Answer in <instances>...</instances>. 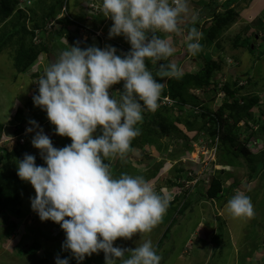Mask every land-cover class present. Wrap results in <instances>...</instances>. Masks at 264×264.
<instances>
[{
    "label": "clouds",
    "instance_id": "obj_1",
    "mask_svg": "<svg viewBox=\"0 0 264 264\" xmlns=\"http://www.w3.org/2000/svg\"><path fill=\"white\" fill-rule=\"evenodd\" d=\"M63 1L56 14H59ZM27 2L28 0H17L15 13L21 11L26 16L32 14L31 10L38 0H32L30 4ZM91 2L99 5L101 11L96 17L86 19L94 25L92 29L86 26L90 35L95 31L100 32L107 19L108 22L111 19L113 23L109 30V39L123 36V40L121 43H115L113 47L106 46L103 49L96 46L82 49L78 44L71 47L67 45V49L46 67L42 75L35 67L34 75L41 76L36 79L38 88H34L36 92L32 98V111L29 112L20 105L25 112L24 117L26 118L27 113H33L34 119L39 120L36 115L44 111L47 116L39 121H49L55 128V134L69 138L71 143L63 148L54 147L50 137L44 134L37 122L29 121L30 127L26 132L32 135L27 137H33L32 147L39 151L44 164L37 165L35 156L25 154L18 162L17 176L33 187L35 196L31 198V208L40 220L60 225L65 233L62 250L70 252L77 264H82L86 257L100 252L104 253L105 264H160L161 256L157 254L150 239L132 250L114 246V242L118 239L131 240L136 234L151 233L162 221L170 203H173L181 192L176 193L174 197L168 188L157 192V187L155 189L151 179L146 180L139 175L124 173L115 178L110 165L105 161L124 157L132 150V141L141 134L137 125L142 123L145 112H155L158 109L160 99V105L166 106L162 102L165 97L171 101V105L167 106L174 105L175 101L170 97H161L166 84L154 77L147 67V62L159 64V74L162 76L180 75L176 64L159 62L171 57L175 51L172 38L167 34L179 31L178 24L182 15L189 12L188 0H86L80 4L81 9L69 7L70 13L80 15L83 7ZM19 3H22L23 8H20ZM56 14L55 20L59 22ZM96 19L101 20L99 25L96 24ZM46 27L47 23L44 30H35L33 44H39L35 43V40L48 33ZM73 32L75 38L81 42L98 38L88 37L82 40L77 29ZM157 33L166 35L161 38ZM201 39L202 33L195 27L191 28L187 36V49L193 56L201 51ZM125 41L128 42L127 45ZM119 45L124 52L122 55L117 54ZM219 55L217 61H211H227L233 68L231 59L223 56L222 52H219ZM234 76L239 77L238 80L234 78L238 86H246L247 78ZM220 79L224 81L218 82L214 90L209 88L204 93L201 90L193 91L192 98L200 102V105H185L187 109L194 110V114H199L198 108L203 107L204 110L198 117L199 122L215 119L218 133V111L226 100L230 101L222 89L225 79ZM121 82L123 89L117 92L118 98L113 94L110 97L109 90ZM245 91L248 92L247 88ZM243 96L237 93L235 99L242 104ZM34 106L40 108L41 112L38 113ZM18 108L20 107L16 110ZM16 125H12V128L5 125L0 138L7 129L14 134ZM237 125L245 126V123L241 121ZM253 126V130H256L257 126ZM202 137L192 143V148L196 149L198 154L197 146L200 140L208 148L216 145L215 159L210 165L220 167L218 171L223 172V166L216 162L218 138L211 141ZM240 137L239 135L237 138L238 145L245 142H242ZM246 140H253V144L259 141L254 136L247 137ZM28 142L26 140L27 146ZM248 149L253 152L249 147ZM10 151L3 149L0 158ZM189 152L184 155H193ZM179 168L180 173L174 170L183 174L184 180L188 172L194 170H186V166ZM206 173L207 171L201 173V176L205 177ZM182 179L179 176L174 181L175 189L182 188ZM202 182L204 181L201 177L192 188L208 186L210 180L204 184ZM200 183L202 186L198 185ZM182 191L186 192L187 189ZM187 201L181 203L186 204ZM210 202L213 203L214 200ZM226 209L234 218L251 217L254 214L251 198L242 192H237L227 202ZM55 264H69V259L57 257Z\"/></svg>",
    "mask_w": 264,
    "mask_h": 264
},
{
    "label": "rangeland",
    "instance_id": "obj_2",
    "mask_svg": "<svg viewBox=\"0 0 264 264\" xmlns=\"http://www.w3.org/2000/svg\"><path fill=\"white\" fill-rule=\"evenodd\" d=\"M47 1L42 0L43 3ZM53 1L55 0L50 2L53 3ZM226 1L188 0L189 12L182 15L178 24L179 31L167 34L172 38L175 51L171 57L159 63H180V72H194L198 71L199 67L202 68L208 61L216 60L220 56L219 52H222L223 56L233 61V68L230 67V62L222 61L223 68L221 73H228V75L233 76L238 75L242 78L250 77L255 82V85L248 87L247 91L257 93L261 102L259 106H264V0H232L230 6L225 7ZM84 2L86 0H70L69 7L76 10ZM40 9L41 7L39 6V11L34 12L35 15L30 14L25 16L24 20L20 19V21H25L27 29H32L34 20L41 23L44 14L41 13ZM228 12L233 14L230 24H227V27L217 32L211 43H200L201 51L193 56L187 49L189 32L187 33L188 30L182 25L187 24L190 28L195 26L203 35L210 27V23L214 18L213 15L226 14ZM193 17H195V21H193ZM73 18L77 21L79 15L61 16L59 21L62 24L56 22L55 16L49 19L46 27L48 33L40 35L39 39L35 40V43H45L48 47V52L41 54L39 62L31 65L23 74H17L13 68L14 46L12 44L14 38L3 46V50L0 52V122L4 123V126L12 128V125H15L13 116L16 108L24 106V102L36 92L35 90L32 91L35 87H38L37 80L33 79L36 72L35 67L39 65L38 69L43 74L46 67L55 62L59 54L67 49V45L71 47L78 44L82 49L91 46L103 49L106 46L113 47L115 43H121V40H123V36L109 39V30L113 23L110 19L105 24L106 27L100 29L99 33L101 34L98 35L97 42L94 41L95 39L81 42L78 38H75L76 35H74L73 30L77 28L70 21ZM67 20L71 23L68 24ZM6 21L2 30L6 36H9L13 32L10 30L11 24L17 22V19L11 16ZM100 23L101 20L96 19V24L99 25ZM161 35L164 38L166 34L162 33ZM251 36H253L251 42L255 46L253 52L247 50L246 43L242 46L239 45L241 41ZM262 37L263 39H260ZM6 38L4 36L3 39L5 40ZM147 65L149 70L151 68L154 75L157 76L160 73L159 64L154 65L151 61H148ZM236 66L237 68H235ZM221 78H224V76H221ZM221 81L224 80L219 79V82ZM122 89L123 82L113 85L109 90L110 97L113 94L118 98L117 92L122 91ZM195 93L197 94V92ZM254 113L257 116L260 115L257 110H254ZM36 116H38L36 117L37 119L43 120L47 115L42 111ZM251 124L250 130L245 126L239 127L237 125V130L233 133H237V135L239 133L241 136L240 140L244 142L247 137H250L253 125H256ZM259 124L261 123L257 125ZM45 126L46 135L50 137L52 143L57 147H61L67 137L56 135L55 128L49 121H47ZM191 135L193 133L188 134V137H191ZM263 136L261 137L263 141H258L256 144H253V140L247 142V147L253 151L252 154L264 157ZM5 137L12 139L13 133L7 129L4 134ZM32 139L33 137L28 140V146L25 143L21 146L29 155H40L39 151L32 147ZM177 143L180 145V149L176 148L174 138H164L161 140L163 148L161 152L156 151L155 148L145 146L142 149L133 148L128 157L109 159L111 163L110 170L115 178L127 173L131 176H143L146 179L148 173L156 172V175L150 181L153 182L155 189L157 187V192H160L163 188H168L169 191L175 194L181 192L177 197L179 200L176 202L178 203L175 204L179 209L182 205H185L181 201L188 200L182 213L178 215L177 212L172 214H167L168 212H166L163 217L165 218L163 224H158L151 233L136 234L131 240L118 239L114 242V246L132 250L145 240L150 239L157 254L161 256L160 264H264V167L260 171L261 173L259 172L260 174L250 181L248 179L249 171L245 167L223 166L221 167L224 169L223 172H219L218 169L220 167L217 166L190 163L187 161L189 157L196 161L198 157L196 149L193 148L189 152L193 153V155H184L180 159L179 157L172 158L173 156L170 154L174 152L182 151L187 154L189 151L182 140H177ZM250 143H252L251 146H249ZM9 144L13 148L14 141ZM10 147L7 149L8 151ZM4 154L1 155L0 159V173L5 177L10 170L9 166H12L14 162L6 159ZM224 154L222 151L219 158L224 157ZM183 160L186 163H182ZM178 165L186 166L190 170L196 169L200 173L207 171L205 177L201 176L205 183L211 180L212 176H218L225 180L226 187L232 181H236V187L229 192L226 189L224 197L219 201L214 200L213 203L208 198L203 197L204 195L201 197L197 192L196 186L192 188L189 185L186 188L184 183L181 182L183 183H180L182 188L177 187L175 189V186H173L175 185L174 181L179 176L183 178L182 180L185 177L174 170L181 169ZM188 178L186 176L184 182L190 183L191 181ZM202 184L198 185L202 186ZM158 188L160 191H158ZM182 189H187V191L184 192ZM22 192L19 205L20 215H8L5 220L0 219V264H55L57 257L64 259L66 256V252L62 250L65 233L60 225L54 222H42L32 210L31 198H34L35 191L30 183L27 184ZM237 192H242L251 198L254 209V214L251 217L234 218L228 214L226 209L227 202ZM172 218L175 221L173 224H171ZM170 224L169 232L164 238V234ZM8 232H11L10 237H6ZM34 243L39 246V250L33 256H30L26 252ZM158 244H162L159 250L157 248ZM73 262L77 261L72 258V262L70 261L69 264H73ZM82 264H105L104 253L100 252L86 257Z\"/></svg>",
    "mask_w": 264,
    "mask_h": 264
},
{
    "label": "trees",
    "instance_id": "obj_3",
    "mask_svg": "<svg viewBox=\"0 0 264 264\" xmlns=\"http://www.w3.org/2000/svg\"><path fill=\"white\" fill-rule=\"evenodd\" d=\"M50 1L51 0H48L46 3H43L42 0H38V2L34 4V9L31 10L32 14L35 15L34 12L39 11L40 6L41 13L44 14V16L42 17L41 23H38V21L34 20L32 29L28 30L26 28L25 21H20V19L24 20L26 15L21 11L15 13L17 0H0V52H2L3 46L14 38L12 44L14 46L12 64L17 74L25 73L31 67V65L36 62L41 54L48 52V47L45 45V43L40 42L39 44L35 45L33 44V38L36 35L35 30H44L46 23L49 21V19L55 16L62 2V0H55L53 1V3H51ZM230 3H232V0H228L225 7L230 6ZM43 7L45 8L43 9ZM232 15V12L213 15L214 18L210 23L209 29H207V31L202 35V39L200 40L201 44L214 40L216 33L221 31L222 28L227 27V24H230L231 18L233 17ZM11 16H14L15 19H17V22L11 24L10 30L13 32H11L9 36H6V34L3 33L2 27L7 22L6 20L11 18ZM66 22L68 24L71 23L68 20ZM58 23L62 24L61 21H59ZM4 36L7 37L5 40L3 39ZM252 37L253 36L244 39V41H241V44L239 43V45L242 46L246 43L245 46L247 50L253 52L255 50V46L251 42ZM125 44L127 45L128 42L125 41ZM179 64L180 63L176 64L178 69ZM222 66V62L208 61L203 65L202 68L199 67L198 71L180 72V75L177 77L162 76L160 74H157L156 76L153 74L156 79L161 80L166 84L161 97L168 96L173 101H175V103L171 107L167 105L163 106L160 105V99L158 101L159 107L155 112L144 113L142 123L137 125V127L140 129L141 134L132 141L131 149H142L147 146L150 148H155L156 151L161 152L163 151L161 140L164 138H174L176 148L180 149V145L177 143V140H182V142L186 144L185 147L187 146L186 149L190 151V149L192 148V143L196 142L200 136H203L202 138H205V140L210 139L211 141L217 137L218 156L216 162L222 166L239 168L245 167L249 171L248 179L250 181L254 180L261 173L260 171L263 170L264 157H262V155L252 154L247 147V140L244 142V144L241 143L238 145L237 138L239 137V135L233 132L237 130V124L241 121L245 123L246 128L249 130L251 128L250 126H252L251 123H253L256 124L257 129L250 132V137L257 136V139L259 141H263L261 137L262 135H264V106H259L260 98L257 93H252V91H245V88H248L251 85H255V82H253L251 78H247V84L245 87L238 86V82L234 81V78L238 80L239 77L228 75V73H221ZM223 74H225V82L222 89L228 95L230 101L226 100L223 103V106L218 111L217 118L220 122V132L218 133L214 124L215 119L210 118L208 121L203 120L202 122H199L198 117L203 112V107L200 106L198 108L200 111L199 114H193L194 110L187 109L185 105H200V102L192 98L193 91L201 90L204 93L207 92L206 90L209 88H212L211 90H214L219 82L220 77ZM34 76L37 77L38 75L36 74ZM237 93L244 95L243 97H241L242 104L239 103V100L235 99V95ZM32 98L33 96L27 99L24 102L23 106V109L29 112L32 111ZM23 109L18 108L13 117V120L17 124L14 128V135L16 136L22 134L23 132L22 124L26 120L24 117L25 112ZM254 110H257V112L259 111L260 115L257 116L254 113ZM258 123L261 124L257 125ZM3 130L4 125L0 122V135ZM201 132H205L206 134L202 135ZM191 133H193V135H191V137H188V134ZM31 138L32 137H26V140H30ZM65 139L66 141L63 142V145L61 147H57L54 144L53 146L56 148H63L64 146L71 143V140L69 138ZM130 151L124 157H128ZM222 151L225 153V156L219 158V155L222 153ZM25 154H27V151L18 144H15L10 152H5L4 154V157L6 159L11 160L14 163H12V166H9L10 170L7 176L4 177L3 174L0 173L1 220H5L8 215H20V194L23 193L22 191H24L28 182L20 180L17 176V165L18 162L24 158ZM170 155L173 156L172 158L180 157L184 155V152H174ZM35 157V163L37 165L44 164V161L42 160L40 155H35ZM105 162L111 166L109 159H107ZM175 170L178 173L181 172V169ZM148 174V177L146 176V179L150 180L154 178L156 172H150ZM235 187L236 181H232V183L226 187L225 180L217 176L213 177L210 180L208 186L204 185L202 189H199L197 187V192L201 195V197L204 195V197L208 198L209 200L219 201L224 197L226 189L229 192L232 188ZM158 191H160L159 188ZM185 205H182L180 209H177V206H174V204H170L167 209V214L177 212V214L179 215L185 209ZM48 222L53 223L52 221ZM168 232L169 228L164 234V238H166ZM10 233L11 232H8L6 234V237H10ZM160 247L161 244H158V250ZM37 250H39V246L34 243L26 253L30 256H33ZM64 252H66V256L64 257V259L70 258L69 262H72V256L70 255V253L68 251ZM73 264H77V262H73Z\"/></svg>",
    "mask_w": 264,
    "mask_h": 264
},
{
    "label": "built area",
    "instance_id": "obj_4",
    "mask_svg": "<svg viewBox=\"0 0 264 264\" xmlns=\"http://www.w3.org/2000/svg\"><path fill=\"white\" fill-rule=\"evenodd\" d=\"M69 1L70 0H64L63 1L60 12L56 18L57 20L58 19L60 20L61 16H67V17L70 16L71 13L69 10ZM30 3H31V0H28L27 4H30ZM19 4H20V8H23L22 3H19ZM83 8H84L83 11L79 15L80 20L76 21L74 18L72 20H70V19L69 20L72 22L73 25L76 26V28L78 30V36L81 37L82 40H86L88 37L97 38L98 35L100 34L99 31H97V32L95 31L90 35L86 25L84 24V20L96 17L98 15V13L101 11V8L99 5H96L94 2H91L89 5H86ZM117 54L118 55L124 54L120 45L118 46ZM162 102L165 105H171V101L166 97L163 98ZM34 108L37 109L38 113L41 112L40 108L35 107V106H34ZM25 119H26L25 122L22 124V127L24 129L22 134H20L19 136H15L13 134L12 139L6 138V137L4 138V136H1V138H0V154L2 153L3 149H8L10 147L9 143L12 141H14V145L15 144L23 145L24 143H26V137L29 135H32V133L26 132V129L30 127L29 121H31V120L36 121L37 124L39 125V127L41 129H43L44 134H46V126H45L46 123L45 122L42 123L41 121L34 119L33 113H27ZM11 149H12V147H10V150ZM197 150H198L197 161L191 157H189V159L187 161H189L190 163H194L197 165L198 164L204 165V166L210 165L211 162L214 161L215 153H216V145H214L212 148H208L207 146H205L204 142L202 140H200L198 142ZM182 163H186L185 160H183ZM186 170H188V168H186ZM193 172L189 171L187 174V177H193L194 178L193 180H190L191 181L190 183L184 182V180H183V183H184L186 188H188L189 185L193 186L194 184L198 183V180L201 179V173H203L204 171L200 173L198 170H195Z\"/></svg>",
    "mask_w": 264,
    "mask_h": 264
},
{
    "label": "crops",
    "instance_id": "obj_5",
    "mask_svg": "<svg viewBox=\"0 0 264 264\" xmlns=\"http://www.w3.org/2000/svg\"><path fill=\"white\" fill-rule=\"evenodd\" d=\"M107 22H108V19H107ZM185 29H187L188 31H187V33L189 32V30H191V28H190V26H187V24H183L182 25ZM193 26V25H192ZM106 26L104 25V28H105ZM190 28V29H189ZM162 33H159V36H161V38H163V35H161ZM165 37V36H164ZM174 40V39H173ZM94 41H96L97 42V40H94ZM99 43V42H98ZM172 45H173V43H172ZM37 68H39V67H37ZM42 75V74H41ZM41 75H39V76H37V77H33V79L35 78V79H37L38 77H40ZM32 91H34V89L32 90ZM8 120V119H7ZM8 122V121H7ZM2 123V122H1ZM3 125H4V123H2ZM203 187H201L200 189H202ZM168 190V189H167ZM176 192V191H175ZM175 196V193H172V197H174ZM181 198V197H180ZM179 199H175V201L173 202V203H170V204H174V206H175V204H177L178 202H176V201H178ZM178 207V206H177ZM165 218H163L162 219V221L159 223V224H163V220H164ZM175 221H174V219L172 218V221H171V224H173ZM171 224L169 225V229H170V226H171ZM161 246H162V244H161ZM185 247H186V245H185ZM183 252H185L184 250H183Z\"/></svg>",
    "mask_w": 264,
    "mask_h": 264
},
{
    "label": "water",
    "instance_id": "obj_6",
    "mask_svg": "<svg viewBox=\"0 0 264 264\" xmlns=\"http://www.w3.org/2000/svg\"><path fill=\"white\" fill-rule=\"evenodd\" d=\"M85 24H86V26L89 27L90 29H92L93 26H94L93 23H92V21H90V20H86V21H85Z\"/></svg>",
    "mask_w": 264,
    "mask_h": 264
}]
</instances>
